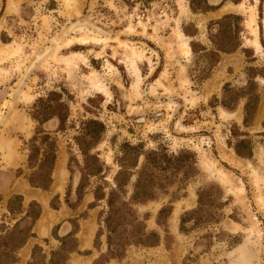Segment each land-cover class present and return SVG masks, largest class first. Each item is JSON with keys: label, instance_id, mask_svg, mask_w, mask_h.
I'll list each match as a JSON object with an SVG mask.
<instances>
[{"label": "rangeland", "instance_id": "obj_1", "mask_svg": "<svg viewBox=\"0 0 264 264\" xmlns=\"http://www.w3.org/2000/svg\"><path fill=\"white\" fill-rule=\"evenodd\" d=\"M207 3L209 10L193 12L189 0H0V231L23 215L8 212L11 196L20 195L23 206L35 200L41 207L34 236L11 264H27L34 245L47 260L60 245L53 233L63 236L75 224L78 251L67 264H92L106 251L105 234L94 246L103 209V202L91 205L96 177H89L80 200L77 195L83 158L72 137L88 118L105 124L91 152L110 167L108 181L124 141L141 143L144 151L189 149L198 167L184 184L176 180L156 199L134 205L146 230L159 233V244H131L105 264H264V0ZM228 13L241 16L242 45L222 53L209 77L196 82L189 42L210 47L209 22ZM183 26L196 29L195 35L187 36ZM251 79L259 101L244 128V98L233 110L211 101L221 98L226 83L238 91ZM50 91L61 93L69 116L63 130L56 117L42 125L57 145L52 183L44 190L28 182L27 142L37 127L32 106ZM233 123L253 141L249 159L227 144ZM211 183L223 189V217L218 223L188 222L181 232L180 216L196 206L198 188ZM169 201L171 213L159 225L157 213Z\"/></svg>", "mask_w": 264, "mask_h": 264}, {"label": "trees", "instance_id": "obj_2", "mask_svg": "<svg viewBox=\"0 0 264 264\" xmlns=\"http://www.w3.org/2000/svg\"><path fill=\"white\" fill-rule=\"evenodd\" d=\"M200 4V5H199ZM190 9L193 12L207 11L210 5L207 0H189ZM241 16L234 13L223 15L220 19L210 21L207 29L211 46H205L194 39L189 45L193 54L192 69L197 71L193 76L196 82H202L209 77L213 67L219 61L222 53H232L242 45L240 36ZM183 32L190 37L196 33L183 26ZM252 69V68H249ZM61 93L50 91L45 97H39L31 110V118L36 121L37 127L34 134L27 142V165L31 172L28 182L33 187L48 189L52 183V170L56 160V138L48 134L42 125L49 119H58V129L63 130L69 116V106L61 98ZM240 98L245 99L243 106L242 127H249L253 121L259 101L256 91V83L251 79L245 88L233 89L226 83L220 99L213 96L211 104H219L228 110H233L234 103ZM264 128V121L262 123ZM73 135L83 164L80 165V181L77 186L78 199H81L84 188L88 185L89 177H96L93 188V203L96 206L103 202V209L98 214V230L95 234L94 246L99 248V238L106 236V251L100 253L92 264H105L111 258L123 256L127 246L131 244L154 246L159 244L160 235L157 231H147L141 219H139L134 205L145 203L157 198L158 194L165 192L168 186L176 180L184 184L189 178L198 173L196 155L189 149H180L177 152H169L164 146L143 150L142 144H132L124 141L116 151L114 161L118 166L111 181L105 177L110 167L100 159L97 153L91 152L92 148L101 141L105 131V124L97 119L88 118L80 121V126ZM264 135V132L261 133ZM227 144L234 153L241 158L249 159L253 156V141L247 131L233 123L229 128ZM264 146V145H263ZM143 161L139 164V158ZM75 160L69 157L68 168ZM134 177V181L132 178ZM131 186L129 194L128 186ZM197 204L194 208L186 210L180 216L179 229L186 232V224L218 223L223 217L222 209L224 192L220 185L211 183L201 186L197 192ZM171 203L162 206L156 217L160 225L171 213ZM51 207L57 208L51 203ZM7 210L11 215L23 214L11 226L4 227L0 231V264H11L18 261V250L26 241L34 236L33 225L41 213L40 204L31 200L26 206L22 204L20 195H13L7 203ZM77 224L73 230L63 236L53 235L59 240L60 245L50 252L49 258L39 245H34L27 264H67L69 254L78 251V239L76 237Z\"/></svg>", "mask_w": 264, "mask_h": 264}, {"label": "bare ground", "instance_id": "obj_3", "mask_svg": "<svg viewBox=\"0 0 264 264\" xmlns=\"http://www.w3.org/2000/svg\"><path fill=\"white\" fill-rule=\"evenodd\" d=\"M255 32H256V30H255ZM257 34V33H256ZM256 43H257V45H258V48L259 47H261L259 44H258V42L256 41ZM185 47L187 48V50H188V52H189V49H188V46H187V44H185Z\"/></svg>", "mask_w": 264, "mask_h": 264}, {"label": "crops", "instance_id": "obj_4", "mask_svg": "<svg viewBox=\"0 0 264 264\" xmlns=\"http://www.w3.org/2000/svg\"><path fill=\"white\" fill-rule=\"evenodd\" d=\"M41 199V202H43L44 203V205L46 204V200L44 199V198H40ZM176 212V211H175Z\"/></svg>", "mask_w": 264, "mask_h": 264}]
</instances>
